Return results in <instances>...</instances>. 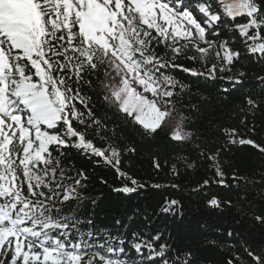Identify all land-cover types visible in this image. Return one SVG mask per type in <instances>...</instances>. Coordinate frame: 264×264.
Instances as JSON below:
<instances>
[{
    "label": "snow or ice",
    "instance_id": "1",
    "mask_svg": "<svg viewBox=\"0 0 264 264\" xmlns=\"http://www.w3.org/2000/svg\"><path fill=\"white\" fill-rule=\"evenodd\" d=\"M235 41L264 65V0H0V264H96L97 258L127 264L129 249L136 253L133 264H196L163 232L113 234L79 215L86 200H96L85 195L88 173L65 161L74 149L127 181L113 191H146L148 183L122 171V153L113 142L119 144L128 127L149 140L167 128L173 146L190 142L188 116L179 106L188 85L173 73L223 79L217 71H231L241 58ZM180 57L197 66L178 63ZM86 88L94 90L91 95ZM101 102L103 117L94 109ZM246 103L260 108L251 97ZM88 129L99 132L107 147L88 139ZM224 134L232 145L238 140L264 152L252 139H237L235 128ZM135 152L130 142L125 153ZM153 166L159 170V161ZM232 180L229 185L217 168L213 181L193 191L212 183L239 187L235 175ZM205 204L232 207L215 195ZM177 206L182 208L179 200L166 197L157 213L175 216ZM256 220L264 224V216ZM227 236L231 243V230ZM262 245L264 240L241 243L243 255L233 251L224 264H264Z\"/></svg>",
    "mask_w": 264,
    "mask_h": 264
},
{
    "label": "trees",
    "instance_id": "2",
    "mask_svg": "<svg viewBox=\"0 0 264 264\" xmlns=\"http://www.w3.org/2000/svg\"><path fill=\"white\" fill-rule=\"evenodd\" d=\"M227 38L231 40V33ZM233 46L240 50L241 58L231 71H217V76L223 79L205 80L179 69L173 73L188 85L179 106L188 116L186 126L193 133L190 142L173 146L165 138V130L149 140L130 127L126 128L119 144L113 142L122 153V171L148 183L146 191L131 196L113 191L127 181L117 179L111 168L96 166L92 163L95 157L85 158L77 155L74 149L70 150L72 155L65 163L71 162L75 168H83L88 173L90 179L85 195L96 200L95 204L86 200L79 215L91 217L97 227L109 229L113 234H125L126 231L130 237L133 232H163L168 244L190 251L196 264H224L233 251L243 255L241 243L255 244L264 240V224L256 220L258 215L264 216V152L249 145L241 146L238 140L232 145L224 134L225 129L235 128L237 139L242 136L264 146V84H257V78L264 76V65L254 62L239 41ZM178 63L186 67L197 66L184 57L178 58ZM241 71L244 76H240ZM237 78L242 83H235ZM85 90L90 95L94 91ZM249 97L260 104L259 109L249 108L246 103ZM93 100H96L95 96ZM94 109L99 116L105 115L103 102L95 104ZM106 119L110 120V115ZM76 126L84 130L82 126ZM87 138L98 147H107L108 142L93 129L87 130ZM130 142L136 147L135 153H125ZM217 152L218 156L215 155ZM210 154H213L211 160L208 159ZM154 160L159 161V170L153 166ZM217 168H222L229 185L236 183L232 180L235 175L239 187L221 188L212 183L204 191H193L205 180L213 181ZM240 177L244 179L240 180ZM152 184H158L159 188L151 187ZM172 184L179 188L173 189ZM213 195L222 202L231 200L232 207L223 210L206 207L205 201ZM166 197L181 202L182 208L176 207L175 216L157 213ZM130 217L134 218L130 220ZM229 230L233 233L231 243L227 236ZM211 241L216 242L215 246ZM233 245L235 249L231 248ZM129 252L131 257L127 264H133L136 253L130 249ZM97 260L105 264L99 258ZM120 264L125 261L121 260Z\"/></svg>",
    "mask_w": 264,
    "mask_h": 264
},
{
    "label": "rangeland",
    "instance_id": "3",
    "mask_svg": "<svg viewBox=\"0 0 264 264\" xmlns=\"http://www.w3.org/2000/svg\"><path fill=\"white\" fill-rule=\"evenodd\" d=\"M164 130L167 131V128H165ZM96 264H104V263H102V262H100V261L97 260L96 261Z\"/></svg>",
    "mask_w": 264,
    "mask_h": 264
}]
</instances>
